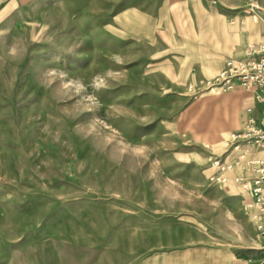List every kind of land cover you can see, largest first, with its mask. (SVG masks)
I'll return each instance as SVG.
<instances>
[{"label": "rangeland", "instance_id": "obj_1", "mask_svg": "<svg viewBox=\"0 0 264 264\" xmlns=\"http://www.w3.org/2000/svg\"><path fill=\"white\" fill-rule=\"evenodd\" d=\"M249 18L264 0H0V264H264L212 180L249 102L206 89Z\"/></svg>", "mask_w": 264, "mask_h": 264}, {"label": "built area", "instance_id": "obj_2", "mask_svg": "<svg viewBox=\"0 0 264 264\" xmlns=\"http://www.w3.org/2000/svg\"><path fill=\"white\" fill-rule=\"evenodd\" d=\"M251 9L262 10L255 4ZM206 89L253 94L255 105L246 108L242 128L229 133L221 154L211 156V166L218 172L212 180L225 185L233 178L244 190L248 195L244 210L264 240V42L247 45L240 58H228Z\"/></svg>", "mask_w": 264, "mask_h": 264}, {"label": "crops", "instance_id": "obj_3", "mask_svg": "<svg viewBox=\"0 0 264 264\" xmlns=\"http://www.w3.org/2000/svg\"><path fill=\"white\" fill-rule=\"evenodd\" d=\"M234 33H236L237 35L240 36V40H238V41L233 40V42H235L238 45V48L234 47L231 51V54H229L228 56H226L224 58V61L221 65L219 71L224 67L225 61L228 58H240V57H242L244 55L246 45L249 42H251V41H261V42L263 41L264 42V23L256 22L252 18H249L246 27L239 28ZM239 92H242V90L239 89ZM233 95H235V96L237 95V97H241L242 102L244 99L247 100L249 102L248 106L255 105L253 94L250 92L245 91L244 94L243 93H234ZM242 102L240 101V103H242ZM256 113H257V110H256ZM245 116H246V113H245ZM232 175H234V174H232ZM230 182H232V181H230ZM230 184H232V183H228V186H231ZM241 191L244 192V190H242V189H241Z\"/></svg>", "mask_w": 264, "mask_h": 264}, {"label": "bare ground", "instance_id": "obj_4", "mask_svg": "<svg viewBox=\"0 0 264 264\" xmlns=\"http://www.w3.org/2000/svg\"><path fill=\"white\" fill-rule=\"evenodd\" d=\"M261 9V8H260ZM217 140V139H216Z\"/></svg>", "mask_w": 264, "mask_h": 264}]
</instances>
